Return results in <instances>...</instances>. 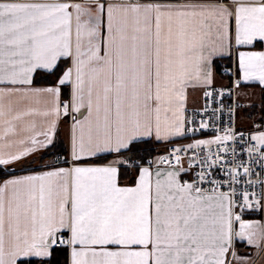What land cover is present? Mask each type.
<instances>
[{"label": "snow or ice", "instance_id": "1", "mask_svg": "<svg viewBox=\"0 0 264 264\" xmlns=\"http://www.w3.org/2000/svg\"><path fill=\"white\" fill-rule=\"evenodd\" d=\"M258 41L264 0H0V169L52 146L69 115L73 161L0 182V264H31L64 244L71 264H255L234 241L264 252V226L242 218L264 209V193L234 187L239 169L250 172L235 149L227 160L234 129L148 166L138 153L146 138L168 142L209 128L185 111L189 89H204L206 101L224 95L212 88L214 57L235 47L234 86H264V51H240ZM62 58L71 66L58 86L31 87L35 73H52ZM63 87L71 98L61 103ZM208 110L206 102L201 116ZM33 116L45 126L26 120ZM246 151L264 164V131L251 134ZM103 153L132 154L115 164L136 169L134 186H118L116 166L76 163ZM217 168L228 181L214 177ZM65 229L69 240L57 235Z\"/></svg>", "mask_w": 264, "mask_h": 264}, {"label": "crops", "instance_id": "2", "mask_svg": "<svg viewBox=\"0 0 264 264\" xmlns=\"http://www.w3.org/2000/svg\"><path fill=\"white\" fill-rule=\"evenodd\" d=\"M77 2H82V0H77ZM259 42V41H258ZM261 47L259 48H250V46H243L240 48V51H255V52H261L264 51V42H260ZM230 56L231 57V62L234 64V67L236 69V74L239 78V73H238V53L235 50V47H233L232 54L231 55H224V56H216L214 58L218 57H226ZM71 66V61L69 60V65L68 67ZM67 67V68H68ZM66 68V69H67ZM43 71V70H41ZM213 71V80L214 83L213 85L215 86H221L225 85L227 83V80L222 78L221 76L217 75L214 71V68L212 69ZM59 80V79H58ZM256 85V86H255ZM58 86L57 84L54 85H46V84H32V88H47V87H56ZM260 89H264V86H261L258 81L252 80L248 82L240 81V87L236 89V98L239 101V103L242 105L239 113H238V125L241 128H245L250 130L251 134L259 132V131H264V119H262V115L257 108L256 111H250L248 108H250L252 105L259 104L260 102ZM204 89L202 88H197V89H189L188 91V99H187V105L186 108L188 107H196L201 104V98H202V92ZM69 94H70V88H69ZM71 96L69 95V100ZM68 100V101H69ZM61 103H64L61 101ZM42 107V106H41ZM63 116L59 121L58 128H57V133L59 132L62 136V138L65 140L68 148L67 152V158L66 160L68 161L67 164L65 165H60V164H49L48 166H44L40 169L37 170H31L28 172L24 173H19L15 174L12 176H25V175H31V174H40L44 171H49L52 170L53 168L56 167H71L73 164V161L71 160V128H72V115L68 116V120L64 121ZM26 120H32L35 121L37 129H41L45 126V118L41 116H33V117H28ZM56 133V134H57ZM153 140H155L154 137H151ZM157 141V140H155ZM162 143V146L167 148L171 144H177L179 146H184L187 142H190V140L186 139L184 137H175L171 141L164 142V141H158ZM116 154V153H114ZM93 158V157H91ZM89 159V158H88ZM117 160H125L123 159L122 156L115 155L110 161L107 163H83V162H76L80 164V166H96V167H104L108 165L116 166L118 167L119 165L115 164V161ZM165 168V167H162ZM118 174V172H117ZM12 176L7 177L11 178ZM138 176V173H137ZM136 176V179H137ZM135 179V181H136ZM3 181V180H2ZM1 181V182H2ZM135 181L131 185H126V184H119L117 181L118 186L120 187H132L135 184ZM263 193H264V186H263ZM243 220L245 222H252L254 226L259 229L261 226H264V209H255L254 212L249 213L246 215ZM238 225V224H237ZM239 226V225H238ZM61 233H64L66 236L67 240L71 238V233L67 229L63 230ZM257 237H259V232H257ZM240 241L238 238L234 241L238 242ZM242 244H237L236 246L234 245V250L241 256H251L253 257L255 264H264V252H260L259 256H257V249L249 247L247 245L246 241H241ZM261 247L264 248V240L260 241ZM68 252V259H67V264H71V246L66 245ZM50 256V255H49ZM48 256V257H49ZM48 257H30V258H35V259H46Z\"/></svg>", "mask_w": 264, "mask_h": 264}, {"label": "built area", "instance_id": "3", "mask_svg": "<svg viewBox=\"0 0 264 264\" xmlns=\"http://www.w3.org/2000/svg\"><path fill=\"white\" fill-rule=\"evenodd\" d=\"M222 74H225L228 79L227 83L225 85L221 86H215L213 85L212 88L215 90L223 89L224 95L220 96L214 92V95L212 98H208L206 101L205 96L202 92V98H201V104L196 107H188L185 111L186 119H192L195 122V126L199 125L200 120L206 119L209 121V128L208 129H202L199 132L196 133H189L185 136L186 139L193 141V140H204V139H212L218 134H223V130L225 128H232L234 129L235 133L237 134V139L234 141H230L227 145L229 149V153L227 156V160L229 164H231L233 156H232V150L235 149L236 151V162L240 163L241 161H244L247 163V166L250 169V172L247 176L243 173V168L239 169L240 175H241V183L234 185L238 189V191H243L247 189L249 192H256V193H263V186L261 182H264V164L259 162L258 157L256 156H249L248 152L246 151L249 140L251 136V132L248 129L241 128L238 125V113L241 109V104L236 98V87L234 86V83L239 80L236 69L234 67V64H232L229 68H223ZM206 102L209 105V110L204 113L203 117L201 116V113L204 111V108L206 106ZM234 108V110H232ZM213 109H216V111H213ZM241 136L243 137L241 139ZM186 146V145H184ZM179 146L177 144H171L169 145L165 150H163L161 153L155 155L152 158H148L143 164L144 166H148L150 162L154 164V162L161 156H167L169 154V151L172 148L175 147H184ZM212 152L215 153L216 151V145H212ZM191 155V154H189ZM200 155H206V152L202 151L200 152ZM184 166L187 167L188 163V157L186 156L184 159ZM161 167H167L166 165H161ZM207 171V170H206ZM224 169L223 168H217L213 170L214 177L217 180H220L222 182L228 181L229 177L223 175ZM191 173L186 174L183 178L184 179H191ZM251 180L253 183L248 184L246 181ZM205 188H208L209 185L205 184ZM229 185L227 183H224L223 190H228ZM255 208L251 210H245L242 218H244L249 213L254 212ZM235 227L238 229V225L236 224ZM58 237L63 238L64 240H67L64 233H58ZM67 244L64 245H58L57 247H64Z\"/></svg>", "mask_w": 264, "mask_h": 264}, {"label": "trees", "instance_id": "4", "mask_svg": "<svg viewBox=\"0 0 264 264\" xmlns=\"http://www.w3.org/2000/svg\"><path fill=\"white\" fill-rule=\"evenodd\" d=\"M261 47L260 42H256L250 48H259ZM69 65V60L61 59L58 61L57 67L54 69L52 73H48L46 71H38L34 74L33 83L34 84H46V85H54L57 84L59 77L63 74L66 68ZM232 65L231 57H218L214 58L213 68L217 75L221 76L224 79H228L225 74H222L223 68H229ZM256 86V85H255ZM69 88L63 87L61 91V101L67 102L69 100ZM259 109L262 119H264V89H260V102L259 104L252 105L248 110L256 111ZM64 121L68 120V116L63 118ZM166 148L162 146V143L153 140L152 138H146L143 142L140 143V152L138 155L143 157V163L148 159L152 158L155 155L161 153ZM67 144L65 140L62 138L61 134L58 132L55 136L54 143L47 149H42L36 153H34L31 157L17 162L13 165L8 166L10 171H5L4 169H0V182L6 179L9 176L28 172L31 170H37L44 166H48L49 164H62L65 165L64 161L67 158ZM115 155L122 156L123 159H130L132 157L131 153L125 155H119L114 153H103L96 157L86 159L81 161L83 163H107L110 161ZM59 160V163H57ZM137 176L136 169L129 167L124 164H120L118 166V174L117 181L119 184L131 185L134 183ZM242 244L241 241L235 242L234 245ZM31 264H67L68 252L67 248L64 247H56L52 250L50 256L46 259L40 260L35 258H29Z\"/></svg>", "mask_w": 264, "mask_h": 264}, {"label": "rangeland", "instance_id": "5", "mask_svg": "<svg viewBox=\"0 0 264 264\" xmlns=\"http://www.w3.org/2000/svg\"><path fill=\"white\" fill-rule=\"evenodd\" d=\"M241 107H242V105H241ZM194 141H195V140L190 141V142H187L185 145L191 144V143H193Z\"/></svg>", "mask_w": 264, "mask_h": 264}]
</instances>
